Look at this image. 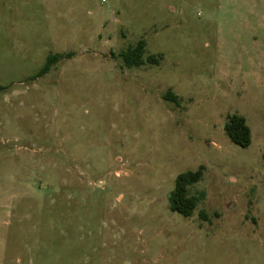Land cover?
Listing matches in <instances>:
<instances>
[{
    "label": "rangeland",
    "instance_id": "374dc122",
    "mask_svg": "<svg viewBox=\"0 0 264 264\" xmlns=\"http://www.w3.org/2000/svg\"><path fill=\"white\" fill-rule=\"evenodd\" d=\"M0 264H264V0H0Z\"/></svg>",
    "mask_w": 264,
    "mask_h": 264
},
{
    "label": "trees",
    "instance_id": "16d2710c",
    "mask_svg": "<svg viewBox=\"0 0 264 264\" xmlns=\"http://www.w3.org/2000/svg\"><path fill=\"white\" fill-rule=\"evenodd\" d=\"M146 41L141 39L136 45H130L121 56L128 66H140L147 62L158 63L159 60L155 55H149L145 57ZM62 53H56L49 55L44 66L38 72V76L47 73L51 66L63 58ZM168 99H177V96L168 92L165 96ZM225 131L230 139L237 145L248 146L251 143V128L246 122V119L239 114H233L229 117L228 122L225 125ZM204 172V167L200 166L197 170H187L180 173L176 178V186L170 193V207L173 211H176L186 217L191 216L198 204L202 199L203 194L194 195L190 193V186L198 182ZM205 217V212H202Z\"/></svg>",
    "mask_w": 264,
    "mask_h": 264
}]
</instances>
